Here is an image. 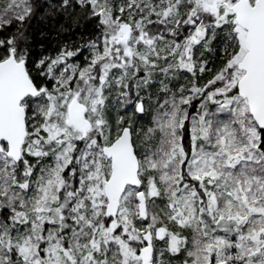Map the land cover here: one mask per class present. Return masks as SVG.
<instances>
[{"label": "snow or ice", "instance_id": "obj_1", "mask_svg": "<svg viewBox=\"0 0 264 264\" xmlns=\"http://www.w3.org/2000/svg\"><path fill=\"white\" fill-rule=\"evenodd\" d=\"M0 264H264V0H0Z\"/></svg>", "mask_w": 264, "mask_h": 264}, {"label": "trees", "instance_id": "obj_2", "mask_svg": "<svg viewBox=\"0 0 264 264\" xmlns=\"http://www.w3.org/2000/svg\"><path fill=\"white\" fill-rule=\"evenodd\" d=\"M33 31L35 38L38 42L40 41V32H44L48 35L49 38L42 41L47 48L53 49L56 46L57 44V40L55 39L57 35L56 30L47 22H42L39 20L34 21ZM63 39H67V37H63Z\"/></svg>", "mask_w": 264, "mask_h": 264}]
</instances>
